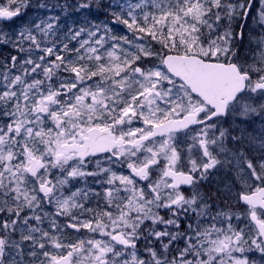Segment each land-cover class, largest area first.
I'll return each instance as SVG.
<instances>
[{
    "label": "snow or ice",
    "instance_id": "obj_1",
    "mask_svg": "<svg viewBox=\"0 0 264 264\" xmlns=\"http://www.w3.org/2000/svg\"><path fill=\"white\" fill-rule=\"evenodd\" d=\"M0 264H264V0H0Z\"/></svg>",
    "mask_w": 264,
    "mask_h": 264
}]
</instances>
